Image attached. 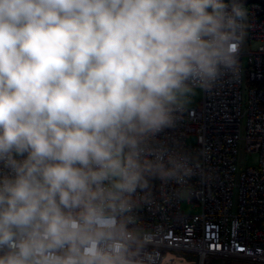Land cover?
I'll use <instances>...</instances> for the list:
<instances>
[{
  "label": "clouds",
  "instance_id": "clouds-1",
  "mask_svg": "<svg viewBox=\"0 0 264 264\" xmlns=\"http://www.w3.org/2000/svg\"><path fill=\"white\" fill-rule=\"evenodd\" d=\"M249 26L241 0H0V264H186L138 211L193 174L161 137Z\"/></svg>",
  "mask_w": 264,
  "mask_h": 264
},
{
  "label": "built area",
  "instance_id": "built-area-1",
  "mask_svg": "<svg viewBox=\"0 0 264 264\" xmlns=\"http://www.w3.org/2000/svg\"><path fill=\"white\" fill-rule=\"evenodd\" d=\"M241 3L250 26L238 72H225L203 89L199 102L189 103L177 126L161 137L170 148L179 145L193 174L183 184L153 179L154 203L138 211L143 226L155 234L153 245L161 255L182 257L189 251L186 257L194 264L212 257L264 263V0ZM253 42L255 49L245 51V44ZM192 134L197 136L194 145L188 144ZM242 146L257 152L258 162L239 170ZM0 170L8 171L2 164ZM178 192L187 195L178 197Z\"/></svg>",
  "mask_w": 264,
  "mask_h": 264
},
{
  "label": "rangeland",
  "instance_id": "rangeland-1",
  "mask_svg": "<svg viewBox=\"0 0 264 264\" xmlns=\"http://www.w3.org/2000/svg\"><path fill=\"white\" fill-rule=\"evenodd\" d=\"M243 2H246L247 0H242ZM245 51L250 52L253 51L256 47V43H246L245 46ZM249 53L245 54V61L246 63L249 60ZM243 96L244 98H246L247 96V90H248V81H247V77H246V73H244L243 76ZM203 96V89L197 87L195 89V94L191 97L190 103L191 104H197L199 102V100L202 98ZM196 139L197 136L196 134H192L189 138H188V144L190 145H194L196 143ZM258 162V153L257 152H248L246 151V149L244 148V146L240 147L239 149V153H238V166H239V170L243 169L245 166L247 165H251V164H256ZM187 207V206H186ZM188 254H191V252L189 251H185L184 255L182 256V258L184 259V261L186 262V264H194L193 261L194 259L190 258L188 259V257H186ZM221 258H208L206 260V264H221ZM251 262V261H250ZM252 263H257V262H252ZM257 264H264V263H257Z\"/></svg>",
  "mask_w": 264,
  "mask_h": 264
},
{
  "label": "crops",
  "instance_id": "crops-1",
  "mask_svg": "<svg viewBox=\"0 0 264 264\" xmlns=\"http://www.w3.org/2000/svg\"><path fill=\"white\" fill-rule=\"evenodd\" d=\"M221 264H257V263H252L248 260H244L241 258H230L227 260H221Z\"/></svg>",
  "mask_w": 264,
  "mask_h": 264
},
{
  "label": "bare ground",
  "instance_id": "bare-ground-1",
  "mask_svg": "<svg viewBox=\"0 0 264 264\" xmlns=\"http://www.w3.org/2000/svg\"><path fill=\"white\" fill-rule=\"evenodd\" d=\"M245 5H255V0H247Z\"/></svg>",
  "mask_w": 264,
  "mask_h": 264
}]
</instances>
